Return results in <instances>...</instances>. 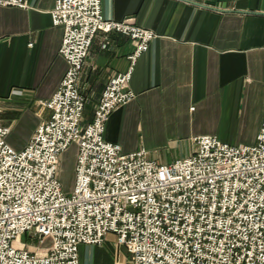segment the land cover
<instances>
[{"label": "built area", "instance_id": "1", "mask_svg": "<svg viewBox=\"0 0 264 264\" xmlns=\"http://www.w3.org/2000/svg\"><path fill=\"white\" fill-rule=\"evenodd\" d=\"M0 5L27 7L25 0ZM101 6L56 0L51 20L63 28L58 52L67 70L41 104L50 117L21 150L0 124V264H79V246L100 245L108 234L131 264H264V122L252 145L204 135L191 155L170 163L105 141L110 114L135 97L131 76L155 33L133 18L105 19ZM99 32L129 37L134 51L83 124L80 72ZM72 144L75 178L65 192L60 162Z\"/></svg>", "mask_w": 264, "mask_h": 264}, {"label": "crops", "instance_id": "2", "mask_svg": "<svg viewBox=\"0 0 264 264\" xmlns=\"http://www.w3.org/2000/svg\"><path fill=\"white\" fill-rule=\"evenodd\" d=\"M25 1L26 8L0 5V124L10 128L6 141L17 150L50 117L41 104L67 70L58 52L63 28L51 20L56 0ZM101 5L105 19L133 18L155 33L131 76L135 97L110 114L105 141L124 153L144 149L158 163L191 155L204 135L230 145L256 142L264 122V0ZM133 51L121 33L95 35L78 84L86 98L83 124L91 122L108 81L127 70ZM78 254L79 264H131L113 234L100 245H80Z\"/></svg>", "mask_w": 264, "mask_h": 264}, {"label": "rangeland", "instance_id": "3", "mask_svg": "<svg viewBox=\"0 0 264 264\" xmlns=\"http://www.w3.org/2000/svg\"><path fill=\"white\" fill-rule=\"evenodd\" d=\"M77 155L76 145H71L64 153L60 162V180L63 184V190L70 192L75 178V160ZM25 241V237L22 238Z\"/></svg>", "mask_w": 264, "mask_h": 264}, {"label": "water", "instance_id": "4", "mask_svg": "<svg viewBox=\"0 0 264 264\" xmlns=\"http://www.w3.org/2000/svg\"><path fill=\"white\" fill-rule=\"evenodd\" d=\"M208 7H210L211 9L213 8L212 6H208Z\"/></svg>", "mask_w": 264, "mask_h": 264}]
</instances>
